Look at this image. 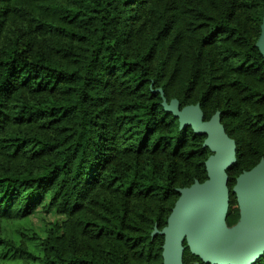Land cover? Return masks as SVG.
Masks as SVG:
<instances>
[{
	"label": "trees",
	"instance_id": "16d2710c",
	"mask_svg": "<svg viewBox=\"0 0 264 264\" xmlns=\"http://www.w3.org/2000/svg\"><path fill=\"white\" fill-rule=\"evenodd\" d=\"M264 0H0V264H162L179 189L207 178L219 112L232 187L264 158ZM62 216L42 233L38 207ZM183 242L182 264H210ZM252 264H264V252Z\"/></svg>",
	"mask_w": 264,
	"mask_h": 264
},
{
	"label": "water",
	"instance_id": "95a60500",
	"mask_svg": "<svg viewBox=\"0 0 264 264\" xmlns=\"http://www.w3.org/2000/svg\"><path fill=\"white\" fill-rule=\"evenodd\" d=\"M256 42L264 58V13ZM165 108L178 117L180 126L190 125L205 133L203 145L211 154L205 160L207 178L179 189V196L159 231L163 235L162 264H182L183 242L189 251L210 264H252L264 252V158L240 174L232 187L239 220L224 224L228 207L226 168L235 160V142L224 132L219 112L203 119L199 104L178 108L175 99Z\"/></svg>",
	"mask_w": 264,
	"mask_h": 264
},
{
	"label": "rangeland",
	"instance_id": "374dc122",
	"mask_svg": "<svg viewBox=\"0 0 264 264\" xmlns=\"http://www.w3.org/2000/svg\"><path fill=\"white\" fill-rule=\"evenodd\" d=\"M62 216L53 212H44L42 207L38 206L29 216V226L36 232L42 233L49 227L54 220H61Z\"/></svg>",
	"mask_w": 264,
	"mask_h": 264
}]
</instances>
